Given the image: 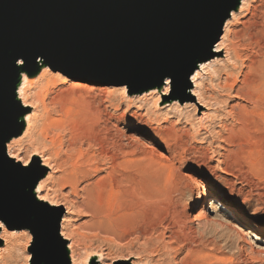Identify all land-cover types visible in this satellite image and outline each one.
Here are the masks:
<instances>
[{"label": "bare ground", "instance_id": "obj_1", "mask_svg": "<svg viewBox=\"0 0 264 264\" xmlns=\"http://www.w3.org/2000/svg\"><path fill=\"white\" fill-rule=\"evenodd\" d=\"M246 1L236 0L234 8L228 13L227 19L222 25L224 35L210 51L211 56L222 55L221 58L196 59L194 70L189 78L193 86V98L190 96L191 102L189 103L202 118L205 115L203 110H207L208 106L215 109L218 107V111L220 106L225 103L223 99L218 98L219 94L227 98L232 96V99L240 101L241 105L237 104L230 108L229 116L234 125L225 130L223 140L234 148L231 153L241 157L250 154L249 151H245L244 147L252 145L253 154H255L252 159L261 165L263 140L258 138L257 133L263 131L261 124L264 125V0H257L253 5L247 7L242 17L245 20L239 24L241 25L240 29L232 30L231 22L236 17L234 14L243 10ZM229 20L231 22H228ZM228 57L235 63L232 64V67L239 65L241 68L237 75H233L232 72L228 73L221 67L220 73L225 74V79L215 88H211L210 93L213 96L208 98V102H211L209 104L206 102L207 98L204 96V88L201 84L202 74L210 65L217 66L222 59L224 61V59H229ZM13 63L15 72L7 88V93L11 96L7 106L19 107L20 111L16 116L13 137L5 136L0 148L7 160L12 161L18 167L26 168L30 159L39 160L43 169L47 168L52 174L57 175L55 178L49 176L47 181L41 182L40 179L45 178L42 174L33 189H27L24 192L23 201L28 202L30 200L28 195H30L33 198H39V200L37 199L39 203H42L41 201L46 203L48 198L46 200L43 195L38 196L39 189H44L47 184H54L59 191L68 190V192L62 197L61 203L54 204L56 206L50 202L48 204L51 207H63L67 212L73 209L80 210L90 219L94 228L114 229V227L125 223L135 224V216L138 215L144 219L140 234L152 235L159 232L160 239L164 240L165 237L169 239L170 247L176 245L171 248L175 254L191 245L187 249L185 257L189 258L193 255L197 257L195 254L208 247L210 242L207 240L208 238H205L206 236L204 237L205 230L202 233H196L192 229V223L197 221L202 228L211 225L210 222L200 224L202 223L200 221L206 217H202V213L198 212V200L192 208V220L187 221L183 208L175 204L174 198L172 199L169 194L162 192L159 181L154 180L148 175L150 173L146 172L145 155L140 154L132 147L131 139L117 128L118 123L113 124V116L106 111L111 105V99L105 96L104 87L96 86L101 82L87 78L72 83L68 88H59L60 84L53 76L47 78L50 74L47 72L46 64L40 58L30 69L25 67L24 62L20 63L17 59ZM220 73L217 74V80L220 78ZM191 83L189 81V87ZM35 85L39 90L36 95H32V101L28 102L26 97L28 93L25 95L26 90ZM170 86L169 79L161 81L152 79L144 88L133 92V94L139 95L138 98L142 99L160 94L163 88V95H166ZM194 98L196 102H194ZM104 104L108 106L106 107ZM162 104L167 105L166 103ZM196 104L201 107V112L197 110ZM172 107H176V104L170 108ZM178 107L180 108V106ZM135 118L133 116V119L129 120L125 126L126 129H130L132 121L137 119ZM24 135L34 138L37 148L34 147L28 159L22 163L23 166H20L21 160L15 154L10 153L8 144L14 140L13 138L21 139ZM29 168L32 170L31 163ZM157 175L155 178H158ZM164 187L166 188V186ZM217 220L215 229L219 228L217 230L220 233L227 231V237L232 239L231 241L236 238L241 239L249 247V254L253 253V249L264 251V246H259L253 241V235L243 226L240 215H236L234 219L220 215ZM65 224L67 222L64 218L62 225ZM163 226L164 229L160 232L159 228ZM64 235L63 233L59 235L63 245L67 242ZM192 246L195 248L193 247V249ZM68 249L72 263L76 264L71 245L68 246ZM260 251L257 252L261 253ZM64 253L65 260L70 264L69 256L67 255L66 258L65 250ZM127 264H138V262L132 260Z\"/></svg>", "mask_w": 264, "mask_h": 264}, {"label": "rangeland", "instance_id": "obj_2", "mask_svg": "<svg viewBox=\"0 0 264 264\" xmlns=\"http://www.w3.org/2000/svg\"><path fill=\"white\" fill-rule=\"evenodd\" d=\"M255 2L257 0H247L243 10L234 14L235 20L233 22L228 21L232 24V30L240 29L241 25L239 24L245 20L242 18L245 14L244 10ZM223 35L224 29L218 42ZM214 50L216 49L214 48ZM221 56L213 55L211 58H221ZM225 60L226 62H224ZM224 61L222 59L217 66L210 65L202 74L201 84L204 88V96L207 98L206 102L209 104L211 102H208V98L213 96L210 93L211 88H215L225 79V74L220 73L221 67L228 73L232 72L233 75H237L241 68L239 65L232 67V64L235 63L230 58L224 59ZM46 67L48 74H50L47 78L53 76L60 84L59 88H68L80 79L89 78L101 82L96 86L104 87L105 96L111 99V105L106 111L113 116L115 121L113 124L118 123L117 128L127 138L131 139L132 147L140 154L145 155L146 172L148 171L150 173L148 175L154 180L159 181L162 192L169 194L172 199L174 198V203L183 208L187 221L192 220V208L198 200V212L202 213V217H206L200 221L202 222L200 224L210 222L211 225H208L207 229L202 228L197 221L192 223V229L196 233H202L205 230L204 237L206 236L205 238H208L210 243L205 250L195 254L197 257L193 255L189 259L185 256L191 245L175 254L171 248L176 247V245L170 247L168 245L169 239L167 237L164 240L160 239L159 232L152 235H141L140 230L144 219L138 215L135 216V224L125 223L119 227H114V229L94 228L90 219L80 210L73 209L74 211L71 210L69 213L63 207H51L50 203L53 206L61 203L62 197L67 195L68 190L59 191L56 185L46 182V187L39 189L38 196L43 195L48 200L46 203L44 201L39 203L37 201L39 198L30 201V211L26 213H30L31 216L27 223H25L26 213L12 210L0 212V264H64V250L66 258L68 255L70 264H73L68 249L70 245L76 264H127L132 260L138 264H264V251L253 249V253L249 254V247L241 239L236 238L231 241L232 239L227 237V231L222 232L220 230V233L217 226L215 229V225L218 223L217 218L220 215H226L232 219L236 215H240L243 226L253 235V241L259 246H264V125L261 124L263 131L257 133L258 138L263 140L261 165L252 159L255 155L252 145L244 147L245 151H249L250 154L241 157L231 153L233 147L223 140L225 130L234 125L229 116L230 108L237 104L241 105L240 101L232 99V96L227 98L219 94L220 97L218 98L223 99L225 103L220 106L218 111V107L215 109L208 106L207 110H203L205 115L201 118L189 103L191 97L193 98L191 79L189 80L190 87L186 89L184 95L179 93V89L172 91L170 86L166 95H163L162 88L161 93L156 94L157 98L156 96H149L139 99V95L129 93L126 86L117 87L114 84L106 83L103 80V73L95 69L72 67L70 70L62 71L61 69L50 68L47 64ZM218 73H220L219 80H217ZM38 90L36 85L26 90L25 95L28 93V96L26 95L28 102L32 101V97L37 94ZM194 102H196L195 98ZM173 104H176V107L170 108ZM104 105L108 106L107 104ZM195 106L197 110L202 111L198 104ZM133 116L137 119L132 121L130 129H126L125 126L129 120L133 119ZM13 139L8 144V149L11 154H15L21 160L19 164L23 166L22 163L28 159L34 147L37 148L34 144L35 139L25 137V135L21 139ZM30 163H32V159H30L27 167ZM34 166H36L35 174H43L45 177L40 179L41 182L47 181L49 176L52 178L57 176L52 174L49 169H43L39 160L34 161ZM152 174L154 175L151 176ZM156 175L158 178H155ZM167 176L168 178H166ZM175 194L177 195L175 196ZM35 210L42 214L55 212L52 215L60 217L59 235L63 233L65 234L63 237L67 238L64 245L51 243L48 239L45 250L40 251L38 241L40 235L43 236L44 230L42 220L35 222L36 215H33L32 212ZM64 218L67 224L62 225ZM162 229L164 226L159 228V231L161 232ZM251 259L254 260L251 261Z\"/></svg>", "mask_w": 264, "mask_h": 264}, {"label": "water", "instance_id": "obj_3", "mask_svg": "<svg viewBox=\"0 0 264 264\" xmlns=\"http://www.w3.org/2000/svg\"><path fill=\"white\" fill-rule=\"evenodd\" d=\"M235 2L0 0V145L5 136L13 137L20 111L7 106L15 59H22L27 69L38 58L62 71L92 68L103 73L106 83L126 86L129 93L138 92L152 79H169L172 91L179 89L184 95L196 59L211 58ZM34 161L32 170L18 167L0 148V212L30 211L34 198L28 195L30 200L25 202L22 195L41 178L35 174ZM32 212L35 222L43 224L40 251L48 239L61 244L60 217L52 215L55 212ZM30 216L26 213L25 223ZM63 263L68 264L65 258Z\"/></svg>", "mask_w": 264, "mask_h": 264}, {"label": "snow or ice", "instance_id": "obj_4", "mask_svg": "<svg viewBox=\"0 0 264 264\" xmlns=\"http://www.w3.org/2000/svg\"><path fill=\"white\" fill-rule=\"evenodd\" d=\"M19 62H20V63H23V60H22V59H20V60H19Z\"/></svg>", "mask_w": 264, "mask_h": 264}]
</instances>
